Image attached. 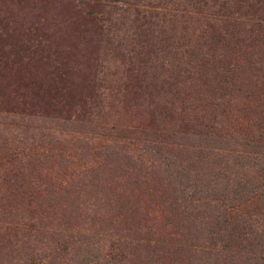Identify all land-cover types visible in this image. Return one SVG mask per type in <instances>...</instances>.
<instances>
[{
  "label": "rangeland",
  "instance_id": "rangeland-1",
  "mask_svg": "<svg viewBox=\"0 0 264 264\" xmlns=\"http://www.w3.org/2000/svg\"><path fill=\"white\" fill-rule=\"evenodd\" d=\"M223 1L0 0V174L21 170L0 175V264H264V156L236 157L264 140V0ZM205 185L245 225L197 209Z\"/></svg>",
  "mask_w": 264,
  "mask_h": 264
},
{
  "label": "trees",
  "instance_id": "trees-1",
  "mask_svg": "<svg viewBox=\"0 0 264 264\" xmlns=\"http://www.w3.org/2000/svg\"><path fill=\"white\" fill-rule=\"evenodd\" d=\"M206 1V0H204ZM217 1V5L218 7L222 8V9H226L229 4H227V2L223 1V2H218ZM195 3L197 1H194ZM176 15V14H175ZM18 113L15 114L18 116L19 119H21V121L25 120L26 122H28L29 120L34 119L36 120V116L32 115L30 112L27 111V109H21L19 111H17ZM5 114H1L0 112V116L5 120L6 118L10 117V119H13L14 113L11 110H4ZM47 119H44L42 121H45ZM116 121H114L112 124H110V126L108 127V130L111 131V135L112 136L111 139V143L114 144L115 146V153L117 154L118 151L117 149H119L120 147L125 146L126 144H133L134 140L132 138H130L129 136H125V135H119L117 133V128L115 125ZM61 127L65 128V127H69L72 131H79V128H75L76 122H74L73 120H69V119H62L60 122ZM78 125L81 127L82 126V122H78ZM42 126V123H38L34 126V128L38 129ZM103 125L100 123L99 125H93V126H88V131L93 133V134H99L102 135L103 134ZM134 131H139L141 133H143L142 128L139 125H136L133 127ZM233 128V127H232ZM127 128H124V130H126ZM31 136V135H30ZM152 136V135H151ZM151 136H148L147 140H151V142H153L154 138H151ZM200 138H198L197 140H199ZM208 140V141H207ZM207 142V143H206ZM237 145L240 147L239 152L237 153L238 155L236 157H240V159L243 160H247L249 158V156L255 157L257 159H260L264 156V140H259L258 138H252V139H247L244 138L241 140H237L236 141ZM203 144H206L205 147L206 148H212V149H227L229 150L230 147V137H226V136H211L208 138H205V140L203 141ZM163 143H151V146L153 149H156V152H160L161 148H163ZM144 147H147V144H144ZM44 150L48 151L47 148H44ZM255 152L254 154H251ZM18 152L14 153V156H16ZM211 153H213V151H211ZM262 162H264V158L260 159V163L256 162V164H261ZM6 162H3V167L4 169L6 168ZM21 174V170L20 169H16V171L14 172H3L2 177H4L5 175H11V179L13 181H18V178L21 179L20 177ZM264 189V187H263ZM201 190H203V192L206 194L207 196H212V198L210 197L208 199V201H204V203H198L197 204V209L199 208V210L203 209L204 212L212 214L213 215V219L216 220L217 223L224 225L225 227L228 225L233 226V224H243L245 225V223L247 222L248 217H245L244 219L242 218L240 221L238 219L237 213L235 212V208L236 206L231 205L234 202H231L232 200H227L225 201V199H223V196H216L215 199L213 197L214 194L218 193L217 189L215 188L214 185H205V187L203 188H199L196 189L195 191V197L194 200L198 201L200 200V194H196L199 193ZM264 197V193L260 195V198ZM264 236V235H263ZM264 239H261L260 242H256L254 245L257 246H262L264 245L263 243ZM222 253L220 252V250L218 249H214V246L211 247L210 249L206 250V252H204L203 254V258L205 261H207V264H215V262L217 261L218 258H221ZM225 259V258H224ZM223 261V259H222Z\"/></svg>",
  "mask_w": 264,
  "mask_h": 264
}]
</instances>
